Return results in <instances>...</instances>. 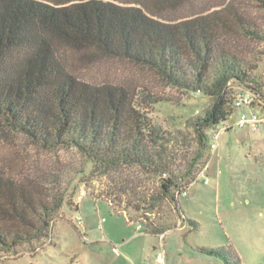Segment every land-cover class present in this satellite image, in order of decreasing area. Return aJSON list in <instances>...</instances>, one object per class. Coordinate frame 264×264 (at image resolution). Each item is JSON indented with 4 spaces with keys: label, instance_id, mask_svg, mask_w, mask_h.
<instances>
[{
    "label": "trees",
    "instance_id": "obj_1",
    "mask_svg": "<svg viewBox=\"0 0 264 264\" xmlns=\"http://www.w3.org/2000/svg\"><path fill=\"white\" fill-rule=\"evenodd\" d=\"M248 7L264 11V0H0V143L8 148L0 158V249L49 240L78 179L114 177L117 189L104 194L114 209L123 196L137 214L179 205L181 185L194 180L204 159L207 130L233 117V85L258 95L236 45L264 42ZM75 61L126 62L168 87L211 98L191 122L201 145L195 156L178 165L175 138L137 103V86L80 75ZM61 151L78 160L46 156ZM142 176L157 178L158 187L142 190ZM142 225L152 235L174 229ZM207 252L242 264L222 249Z\"/></svg>",
    "mask_w": 264,
    "mask_h": 264
},
{
    "label": "rangeland",
    "instance_id": "obj_2",
    "mask_svg": "<svg viewBox=\"0 0 264 264\" xmlns=\"http://www.w3.org/2000/svg\"><path fill=\"white\" fill-rule=\"evenodd\" d=\"M247 9L264 32V11ZM236 45L247 57L257 80L251 86L258 93L253 108L264 111V42L242 38ZM75 63L79 65V74L88 78L137 86V103L156 125L175 138L173 150L178 165L184 168L195 156L201 145L191 122L205 114L212 104L211 98L168 87L154 73L126 62L103 61L93 67L80 61ZM233 90L236 96L249 91L239 84H234ZM147 95L162 100L150 105ZM241 112L234 109L233 116L239 118ZM230 123L221 122L207 130L204 159L194 169V180L181 185L188 194L179 197V205L166 202L154 213L137 214L130 206L132 202L128 203L123 196L116 201L120 207L114 209L104 196L117 189L114 177L98 176L88 183L78 179L71 189L75 190L72 206L68 202L63 206L53 223L51 238L12 251L0 249V264H154L158 252L155 248L161 250V243L166 264H225L221 258L210 255V249H222L242 264H264V124L258 131L236 126L222 132L218 149L212 151L214 134ZM6 149L0 143V158ZM46 156H58L68 163L78 160L74 152ZM91 170L92 164H88L85 175ZM133 174L140 176L138 171ZM142 179V190L152 192L159 185L157 178ZM119 209H125L123 215L131 224L116 213ZM77 216L83 218L82 228L76 225ZM158 222L174 225V229L164 236L144 231L142 224Z\"/></svg>",
    "mask_w": 264,
    "mask_h": 264
},
{
    "label": "built area",
    "instance_id": "obj_3",
    "mask_svg": "<svg viewBox=\"0 0 264 264\" xmlns=\"http://www.w3.org/2000/svg\"><path fill=\"white\" fill-rule=\"evenodd\" d=\"M255 99H257V95L251 91H248L245 94H238L235 98L234 102V109L239 110L242 107H247L250 109H253L250 113H242L238 119H235L233 121L232 117L226 121V122H231L229 125L225 126L221 132H217L214 134V139L216 140L215 143H212L210 145L212 151H216L218 149V141L220 139V136L222 132L232 130L236 126L240 128H244L246 126H249L252 128L253 131H257L263 124H264V111L257 112L254 110V102ZM205 182H208V179L205 180ZM188 192L184 190L182 192V195H187ZM83 218L81 216H77L76 218V225L79 228L83 227ZM139 229H141V226H139ZM161 250H158L155 261L157 264H166V255L163 247L160 248ZM143 264H148V263H143Z\"/></svg>",
    "mask_w": 264,
    "mask_h": 264
},
{
    "label": "crops",
    "instance_id": "obj_4",
    "mask_svg": "<svg viewBox=\"0 0 264 264\" xmlns=\"http://www.w3.org/2000/svg\"><path fill=\"white\" fill-rule=\"evenodd\" d=\"M240 110H242V112H241V114H242V113H250L253 109H250V108H247V107H242ZM256 111H257V112H260L259 110H256ZM241 114H240V115H241ZM232 118H233V119H232L233 121H235V119H238L236 116H233ZM244 128H245V127H244ZM249 128H250V127H249ZM260 128H261V127H260ZM260 128H259V129H260ZM251 129H252V128H251ZM259 129H258V130H259ZM258 130H257V131H258ZM102 201H103V200H102ZM106 202H107V201H106ZM107 203L110 205L109 202H107ZM110 206H111V205H110ZM118 215H119V214H118ZM123 216H124V215H123ZM124 217H125V219L127 220V222H128L129 224H131V223L128 221L127 217H126V216H124ZM140 230H142V228H141ZM170 231H171V230H170ZM168 232H169V231H167L166 233L162 234L161 236H164V235L167 234ZM161 247H164V243H161ZM161 247H160V248H161ZM155 249H156V251H158L157 248H155ZM163 249H164V248H163ZM165 255H166V254H165ZM165 260H166V259H165ZM154 264H157L156 261H154Z\"/></svg>",
    "mask_w": 264,
    "mask_h": 264
}]
</instances>
